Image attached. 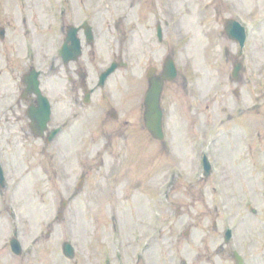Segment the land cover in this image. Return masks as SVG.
Returning a JSON list of instances; mask_svg holds the SVG:
<instances>
[{
    "label": "rangeland",
    "instance_id": "obj_1",
    "mask_svg": "<svg viewBox=\"0 0 264 264\" xmlns=\"http://www.w3.org/2000/svg\"><path fill=\"white\" fill-rule=\"evenodd\" d=\"M22 1L0 0V25L29 15L30 9L42 18L53 15L54 0ZM151 2L148 8L145 0L114 2V15L120 17L116 32L131 48V64L110 81L117 86L126 81L120 92L125 98L113 92L131 118L145 86V61L173 53L181 67L164 102L170 147L144 124L134 126L138 118L128 122L124 137L109 135L117 123L108 122L100 103L77 151L74 139L80 144L87 132L83 122L58 139L64 151L27 128V139L16 138L22 151L15 142L6 144L12 189L7 195L0 189V264H233V247L251 252L254 264H264V0ZM231 17L247 30L241 54L225 32ZM156 23L163 27L162 42ZM10 33L0 41L16 58L14 68L3 73L8 81L24 69L25 47L13 39L15 31ZM138 41L142 47L157 45L158 56L143 51L144 57ZM118 50H111V57ZM237 62L244 63L239 80L231 76ZM46 71L44 79L55 80L54 71ZM204 154L213 164L208 177L202 175ZM228 227L233 234L225 242ZM14 228L22 255L11 250ZM66 240L76 249L73 258L63 253Z\"/></svg>",
    "mask_w": 264,
    "mask_h": 264
},
{
    "label": "flooded vegetation",
    "instance_id": "obj_2",
    "mask_svg": "<svg viewBox=\"0 0 264 264\" xmlns=\"http://www.w3.org/2000/svg\"><path fill=\"white\" fill-rule=\"evenodd\" d=\"M115 1L54 0V11L51 17H43V19L40 14L38 15L36 11L30 9L29 16L22 15L13 18L10 23L0 25L4 30L0 32V35H2L0 41H5L7 35L9 36L11 31H15L12 34L13 39L17 38L20 43H25L21 55L22 60L20 59L24 69L16 76H11L9 81V74L6 73L3 76V73L14 68V62L12 61L16 58H10L5 48L2 45L0 46V50L4 51L1 54L0 61L2 69L0 85L3 87V89L0 87V156L2 164L7 165L11 157V149L7 148L6 144L15 142L17 150L22 151L16 138L25 136V139H27V128L31 135L35 136L34 132L40 123L39 119L41 117L35 118L32 126V120L30 119L32 110L41 113L46 110V103L38 100L37 93L28 88L29 84L25 80L26 74L32 67L39 71V88L42 96L46 98L45 102L50 104V119L46 126V133L54 127L59 128L58 136L61 138L67 131L77 130V123L83 122L87 132L86 134L83 132L82 136H88L89 123L93 122V117L98 112V108L95 107L96 103H100L103 108H107L105 113L108 122L110 121L113 125L117 123L116 128L106 131L109 135L117 134L124 137L126 134L125 128L129 125L128 122L136 118L138 119L134 126H143L144 94L147 88L146 73L150 67H154L156 68L154 74L158 75L163 67L165 57L162 60H160V57L158 60L154 58L157 60L155 63L145 61L143 66V69H145L143 73L144 90L141 91L138 102L134 104L131 118H128L122 102L118 100L113 92L117 91L119 97L122 96L120 92L125 87L124 83L126 81L119 83L117 86L114 84L115 82L111 83L107 78L104 84L99 85L101 72L113 60H122V56L127 54L124 39L121 41L117 35L118 32H116L119 27V18L114 15L117 8L112 7ZM151 1L145 0L147 8L152 5ZM28 7L29 5L25 6V8ZM36 19H41V22L36 21ZM165 23L167 27L170 24L169 20ZM158 24L156 23V27ZM155 35L158 36L157 31ZM148 40L150 43L152 42L150 37H148ZM120 44H123V46ZM142 45L143 42L138 41L136 47L144 57L143 51L149 56L152 53L158 56L157 45L154 47L151 45L142 47ZM168 45L172 48V41ZM117 47L119 50L111 57L110 51L115 50ZM168 53L173 54L170 50H168ZM46 69L50 72L54 71L55 80L44 79ZM173 82H166L163 89L164 114L165 111H167L166 114L169 113V106L165 104L167 103V93H170L168 88L170 85L172 86ZM8 91H11V94ZM122 97L125 98V96ZM58 106L60 107L56 111ZM168 127L167 120L165 128L167 133H169ZM3 133L8 136V139ZM74 140V147L77 151L79 147L78 139L75 138ZM84 140L85 138H82L81 142ZM62 147L64 146L62 145ZM243 254H245V264H254L255 260L251 252L249 254L244 252ZM231 258L233 264H238L233 250L231 251Z\"/></svg>",
    "mask_w": 264,
    "mask_h": 264
},
{
    "label": "water",
    "instance_id": "obj_3",
    "mask_svg": "<svg viewBox=\"0 0 264 264\" xmlns=\"http://www.w3.org/2000/svg\"><path fill=\"white\" fill-rule=\"evenodd\" d=\"M226 30L230 37L232 38H238L241 37V42H243L244 39V32L240 24L232 19H228ZM117 65L113 64L111 67H109L101 76V81H103L108 74H110ZM240 69V65H236L235 71L237 72ZM176 76V68L173 65V62L171 59L166 60L165 65V75L163 77H149V88L146 93L145 97V105H146V111H145V124L146 127L151 131V133L158 137L162 138V107H161V93L162 88L164 84V79H173ZM35 81V88L38 85V80L36 77L33 78ZM46 118L43 117L41 119L42 126H44ZM205 163V174L208 175L210 172V164L208 163L207 158L204 159ZM0 178L3 179V171L0 168ZM66 202L63 203L65 205ZM227 239L230 238V231H228L226 235ZM11 248L16 254H20L22 252V246L20 242L13 238L10 241ZM63 251L67 256L72 257L74 255V249L70 242H64L63 243Z\"/></svg>",
    "mask_w": 264,
    "mask_h": 264
}]
</instances>
